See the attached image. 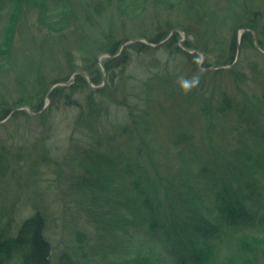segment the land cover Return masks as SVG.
Here are the masks:
<instances>
[{
    "label": "rangeland",
    "instance_id": "obj_1",
    "mask_svg": "<svg viewBox=\"0 0 264 264\" xmlns=\"http://www.w3.org/2000/svg\"><path fill=\"white\" fill-rule=\"evenodd\" d=\"M61 1L0 0V116H7L0 124V226L15 230L39 211L46 220L51 264H107L119 254L127 257L121 264H148L150 256H130L138 246H156L162 233L150 231L139 211L121 205L134 224H128V234L118 229L109 241L92 202L123 197L125 203V197L130 205L121 172L139 176L149 166L179 177L190 172L208 198L191 159L195 153L203 163L211 150L228 151L226 157L233 159L250 142L257 155L264 152V49L249 44L234 49L243 29L258 35L264 47V0H66L68 11L61 10ZM171 32L175 45L193 46L202 54L181 60L173 49L150 43ZM129 39L149 49L140 54L122 48ZM113 42L119 43L117 49ZM234 50L239 60L214 83L223 81L228 88L209 87L208 78L218 70L199 68L231 59ZM111 57L116 65L108 62ZM193 70L199 71L193 75ZM85 75L97 76L105 86L88 83ZM63 77L68 80L57 83L61 91L54 99L47 96L53 90L49 85ZM193 78L198 84L183 90L182 81ZM142 126L148 131L142 133ZM129 140L152 154L134 158ZM99 154L117 161L118 167L109 168L107 187L120 185L121 197L105 193L99 198L75 184L86 177L83 163L99 162ZM254 175L257 185L251 181L256 188L248 195L262 205L264 174ZM237 198L225 200L233 205ZM204 206L212 220H227L209 200ZM258 225L225 232L213 264L246 249L240 244L244 235L258 238L246 264H264V226ZM156 251L161 256L151 263L169 264V256Z\"/></svg>",
    "mask_w": 264,
    "mask_h": 264
},
{
    "label": "trees",
    "instance_id": "obj_2",
    "mask_svg": "<svg viewBox=\"0 0 264 264\" xmlns=\"http://www.w3.org/2000/svg\"><path fill=\"white\" fill-rule=\"evenodd\" d=\"M124 3H126L125 0ZM163 39L155 41L150 40V43L156 42L158 44L160 41H163ZM170 42L172 41H168L167 44ZM247 44L251 47L253 46L250 43ZM136 45H139L144 51L149 49L148 46L139 41L127 44L130 48H134ZM185 47L189 46L185 45ZM260 47L264 49L263 46ZM228 64L227 60L222 62V65ZM226 70L229 71V69ZM198 71L193 70V75L198 73ZM212 73L216 75L212 77H219V72ZM67 80V77H63L58 78L52 83H63ZM98 83L99 82L95 80L92 81V84L94 85H98ZM60 91L61 90L56 87L52 90L49 97L54 99L55 94ZM100 91V89L95 90V92ZM249 98L252 97L249 96ZM207 101V106L211 107V101L209 99H207ZM17 114H15V116ZM5 117V115H1L0 120ZM253 138L255 137H252V139ZM260 141L261 139H259V142ZM249 144L244 150H242L244 152H240L238 156L237 154L233 155V159H228L226 157L229 152L225 150H219L218 152L211 150L210 153L207 154L208 160L206 163L204 162L205 164L201 162L202 160L198 159L197 153L194 154V157H191V159L198 164L197 171L200 178L206 180L205 184H207L208 187V198L200 199L199 195L203 194L200 185L195 178L190 177L191 175L189 172L188 174L185 172V174L180 177L186 182L189 191H186L185 193L186 195L187 193L190 194V199H183L181 194H177V192H171L170 195H167L165 191H163L161 198L156 195V200H148L145 199V192L149 189V185L146 182L147 178L144 177L142 173L139 176H136L130 174L126 169L123 170L121 174L126 177H124V179H126L127 188H129L128 192L130 193L129 195L132 202L129 205L124 197L125 203L121 199L117 201H114L113 199L104 203L101 197L102 203L106 204V207L110 205L109 211L104 210L103 213H99L102 224L107 227L104 232L105 238L110 234V237L106 238L110 241V239L114 237V231L121 229L120 224L128 222L126 217L127 213L120 211L117 208L118 204L121 203L126 210H129L132 203L136 202L143 220H145L144 218H154L159 220V224L149 225L153 227V229L151 228L153 232L159 230L162 234L160 235L161 238L158 243H156V246H147V249H144V246H138L133 254L134 256L131 255L130 258L139 257L141 260L150 256L149 263L152 264L151 262L153 261L151 259H154L152 256V250L154 248L160 250V252H165L169 256V260H171L169 264H213L217 251L216 245H219L220 241L224 240L226 237L224 235L225 232H228L230 229L238 228L254 229L251 228V226L256 223V221H258L260 225L262 223L264 224V202L259 208H256L254 212H244V208L248 205V201H251L252 203L255 201L252 195H248V193H250L249 188H253L254 190L256 188L255 185H252L251 181L257 185L258 180L254 175L257 174L258 171L254 169L255 164L252 160L257 156L259 158V154H264V152H262L263 149H260L259 154L257 155L252 149V147H255L256 145L252 142ZM246 149L247 151H245ZM99 156V162L92 161L89 165L83 163L84 175L86 177H81L75 184H77L78 188L82 190L87 189L97 196L98 194H105L106 191H108L111 196L120 197L122 193L120 185H118V188L114 185L112 188L107 187L111 180L109 168L113 169L118 167L117 161L108 162L100 154ZM233 160L237 161L236 163L240 165L238 167H245V165H249V167L243 171L233 165ZM103 167L107 168V171L103 170ZM234 167H236L238 173L233 172ZM154 168L158 169V167ZM217 174H221V177L217 176ZM176 177L178 178L179 176L177 175ZM206 177L207 179H205ZM81 184H83L84 187H82ZM71 187L73 189V186H68L69 189H71ZM235 195H237L238 198L234 201L233 205L225 200V197L229 198L230 196L233 198ZM208 200L213 206H215L222 216H225L227 219L226 221L212 220L208 216L205 211L206 207L204 206V203ZM124 208L123 210H125ZM103 209L105 208L103 207ZM182 212H185L187 216L189 215L192 221L191 226L189 225L188 228H185L180 224L185 220L178 223L169 222V219L175 217V215H181ZM184 217L187 218L185 214ZM45 221V217L39 211H36L34 215L24 219L15 230L10 231L9 228L4 229V225L3 227L0 226V264H51V247L45 234ZM160 221H164L166 223H164L165 226L160 225ZM149 222L152 224L153 221ZM257 239L258 238L255 236L248 237V235H244L240 244L244 243L247 245L246 249L241 250V246L239 248L241 251H237V255L236 252H234V255L236 256L225 257V260L220 264H246L247 261L252 260L253 257H251L252 255L248 250H250L251 245H256ZM120 244L121 243H119L117 248L120 247ZM128 250L129 249L126 248V251ZM119 255L120 256H115L117 257L115 258L117 259L116 261L105 259L108 260L106 261L107 264H121L122 259L125 260V262L127 261V257L121 256V254ZM112 258L114 259V257ZM156 258L158 257L156 256ZM159 261L162 264L164 263L163 260Z\"/></svg>",
    "mask_w": 264,
    "mask_h": 264
},
{
    "label": "bare ground",
    "instance_id": "obj_3",
    "mask_svg": "<svg viewBox=\"0 0 264 264\" xmlns=\"http://www.w3.org/2000/svg\"><path fill=\"white\" fill-rule=\"evenodd\" d=\"M59 6L62 7L61 10H63V11H68L69 10V5L67 4L66 0H62L60 2ZM247 31H250L251 32V30H247V29L246 30L245 29L242 30L243 33L241 32L240 33L241 36L236 40V42H235L236 46H235L234 49H237L238 50V49H240L241 46L243 47L245 44L250 43V44L253 45V47L256 50L262 52L260 50V46L262 44H261L260 40L257 38L259 36L258 35H254L253 32H251V33H249L247 35ZM130 40L131 39L126 40L125 42H123L122 44H120L122 46V48H125V47L127 48L128 47L127 44L130 42ZM170 40L172 42H170L169 44H167V42L170 41ZM174 41H175V39L173 38V35H172V32H171L170 34H168L167 37H165L163 39V41H160V45L163 46V47H169V48L173 49V51L177 55L178 59L184 60V58H186V57L189 59V58H191L190 55H192V54H194V55H196V54L201 55L202 54V53L198 52V50L195 47H193V46H189L186 49L185 47H181V46L175 45L174 44ZM112 44L117 49L118 46H116V45H118L119 43L117 44L116 42H113ZM233 45H234V42L229 47L230 52H231V48H233ZM172 46H173V48H172ZM134 49L136 50V52H138L140 54H143V52H144V50L141 47H139V45H136L134 47ZM111 50H113V48ZM237 50H234V51H236V55L234 57H231V59H230V57L228 59H226L227 62L229 63L228 65H222L221 62H217V65H214L211 68H205V67L202 66V68L200 67L199 70L201 69V70L207 71L208 73L210 72L209 70H212V71L218 70L219 73H224L223 69H229L230 70L231 67H233V65L236 64V61L239 60V54H238L239 51H237ZM234 51H232V52H234ZM107 54H105V56H108ZM112 55H115V53H112L111 56ZM112 58L113 57L109 58L108 59V62L109 63H112V64L113 63L115 64L116 60H114ZM99 60H101V59H99ZM103 72H104V78H105V76H106L105 75V71H103ZM180 75L183 76L182 74H180ZM85 76L87 77L88 83H91L92 84V81L93 80H95L97 82H100V80L97 78V76H93L92 75L93 76L92 77V80L89 79V76L88 75H85ZM208 79H209V85H210L209 87L214 86L215 89H219L220 87L221 88H228L223 81L220 83V85H218V84L214 85V83L219 80L218 77H209ZM103 83H104V81H103ZM103 83L101 82V84L100 83H98V84L101 85V87H104L105 84H103ZM182 83H183V81H182ZM50 86L53 87V89H55L57 87V83H52L51 85H49V87ZM209 87H208V89H209ZM49 95H50V89L47 92V96H49ZM146 103H147L146 106H153V104H151L150 101H148V100H146ZM65 105L69 106L68 104H65ZM6 118H7V116L4 119L0 120V124L1 123H4L5 122L4 120ZM142 129H143V130H141V131H143L142 133H144V131H148V127H146V126H142ZM132 135H133L134 138H136L135 137L136 136L135 134H132ZM108 136H109V134H108ZM130 143L133 145V151H131V155L134 158H141V157H145L146 158L148 155H151L152 154V152L150 151V149L147 148L146 146H144V144L142 145V143L138 142L137 145H135L131 141H130ZM192 161H193V164L197 165L194 160H192ZM236 162L237 161L233 160V165L236 166V167L240 166ZM252 162L255 164L254 169L257 170L258 172L260 171V172H262L264 174V160L254 159L253 158ZM236 167H234V171H233L234 173H238V171L236 170ZM248 167H249V165H245V167H242L241 166V167H238V168H240L241 170L245 171V169L248 168ZM140 171L142 172V174H145V177L147 178V181L146 182L149 185V189L145 192V199L153 200L154 201V200H156V194L158 192H163V191H165V193L167 195H170L171 192H177V194H179V193L181 194V196L183 197V199L184 198L185 199H190V197H191L190 194L187 193V195H186V193H185L186 191H189V189H188V187L186 185L185 180L182 177H178L177 178L173 174H166V173L159 172L160 170L157 169V168H154L153 166H149L147 169H140ZM189 174H190V172H189ZM190 175L192 176V174H190ZM217 176H220L221 177V174H217ZM205 179H207V177ZM200 181L203 182V183H205L206 180H204V179L201 178ZM74 189L75 188H73L72 191ZM106 193H108V191H106ZM112 193H113V191H112ZM75 195L77 197V191H76V194ZM121 196H122V193H121ZM199 197H200V199L201 198L203 199L205 197V195L202 194V195H199ZM122 198H120V199L123 200ZM123 202H124V200H123ZM92 205H94V209L97 210L98 213H100L99 212V208L100 207H104L105 208L104 209L105 211H109L110 210V209H106L107 208L106 207V204L101 203V201H94V202H92ZM120 206H121V203H119L118 206H117L119 210H120ZM259 207H260V205H259V203H258L257 200H255L253 203L251 201H248V205H246V207L244 208V212H246V213H252V212L255 211L256 208H259ZM129 210H132V211L137 210V211H139V213H141L136 202H133L132 203V206H131V208ZM184 214H185V216L187 218L184 217ZM126 217L128 219V222H126L125 224H120V228L121 229H119L121 231V233L122 232L124 233V235H126V234L129 233L128 228L130 227V225H128V224H134L133 221H132V219L129 218V216H126ZM144 219L145 220H143V222H146L148 224L149 230L151 228L153 229V227L150 226V225H157V224H159V220L158 219H154V218H144ZM183 220H185V221L183 222ZM149 221H153L152 224ZM169 222H173V223L183 222V223H180V224L182 226H184L185 228H188L189 225L191 226V223H192L189 215L187 216V214L185 212H182L181 215H175V217H172L171 219H169ZM164 223H165L164 221L163 222L160 221V225L165 226ZM258 226L259 225H258V221H257V223H254L251 226V228L257 229ZM260 226H264V224L262 223ZM117 230L114 231V233H113L114 236H116ZM157 233H159V230L157 231ZM160 238L161 237L159 236V239H157V240H160ZM156 250L157 249H154V248L152 250V256L155 257V258H156V256L157 257H160L161 256V254L158 251H156ZM155 254H156V256H155Z\"/></svg>",
    "mask_w": 264,
    "mask_h": 264
},
{
    "label": "clouds",
    "instance_id": "obj_4",
    "mask_svg": "<svg viewBox=\"0 0 264 264\" xmlns=\"http://www.w3.org/2000/svg\"><path fill=\"white\" fill-rule=\"evenodd\" d=\"M198 84V79L197 78H193L191 81H183L182 83V88L185 91L190 90L192 87H195Z\"/></svg>",
    "mask_w": 264,
    "mask_h": 264
},
{
    "label": "water",
    "instance_id": "obj_5",
    "mask_svg": "<svg viewBox=\"0 0 264 264\" xmlns=\"http://www.w3.org/2000/svg\"><path fill=\"white\" fill-rule=\"evenodd\" d=\"M146 44H148V43L146 42Z\"/></svg>",
    "mask_w": 264,
    "mask_h": 264
}]
</instances>
